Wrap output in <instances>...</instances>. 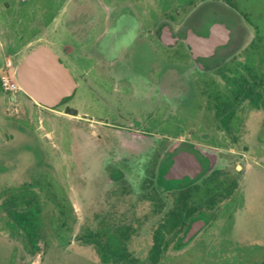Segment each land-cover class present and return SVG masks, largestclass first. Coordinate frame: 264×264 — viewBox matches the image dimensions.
<instances>
[{
	"label": "flooded vegetation",
	"instance_id": "flooded-vegetation-1",
	"mask_svg": "<svg viewBox=\"0 0 264 264\" xmlns=\"http://www.w3.org/2000/svg\"><path fill=\"white\" fill-rule=\"evenodd\" d=\"M11 2L0 3V98L66 121L80 182L99 192L85 202L98 207L85 238L96 233L102 244H122L128 260L144 264L247 261L245 237H234L230 217L264 173V141L254 130L264 124L256 122L264 114L263 69L232 71L228 66L241 65L227 63L231 56L212 63L216 52L194 54L189 31L207 37L211 26L201 34L186 21L175 25L166 12L152 14L149 0ZM39 45L76 84L55 107L20 87L3 88L6 75L18 84L17 68ZM184 153L196 162L169 176ZM136 234L143 238L138 251Z\"/></svg>",
	"mask_w": 264,
	"mask_h": 264
},
{
	"label": "rangeland",
	"instance_id": "rangeland-1",
	"mask_svg": "<svg viewBox=\"0 0 264 264\" xmlns=\"http://www.w3.org/2000/svg\"><path fill=\"white\" fill-rule=\"evenodd\" d=\"M140 1L143 0H135L136 3ZM149 1L152 14L160 16V12H166L173 24L186 21L201 34L215 22L225 24L230 31V43L219 47L210 62H220L231 56L227 63L241 65L228 66L232 71L242 65L264 71V0ZM2 2L13 4L11 0ZM242 14L247 15L249 23ZM254 27L259 30L258 34ZM9 74L14 77L13 72ZM53 118L30 104L13 106L0 98V203L6 195L30 191L25 186L31 184V191L39 195L41 202L45 237L39 244L40 251L31 255L22 237L11 234L5 213L0 209V264H103L96 247L81 239L86 231L95 227L93 216L98 208L93 199L87 206L85 202L90 194L99 192L91 181L81 184L79 151L70 153L66 121ZM253 121L249 118L248 127L255 126ZM256 122H264V114H260ZM256 127L255 132L264 141V124L262 129ZM236 153L244 152L237 149ZM258 161L264 164L261 157ZM239 164L238 160L231 163V173L236 174L234 166ZM260 174L258 180L248 186L247 205L230 217L234 237H245L247 252L251 254L241 264L264 263V173ZM59 226L62 228L60 234L55 233ZM142 244L143 238L136 234L132 249L138 251Z\"/></svg>",
	"mask_w": 264,
	"mask_h": 264
},
{
	"label": "water",
	"instance_id": "water-1",
	"mask_svg": "<svg viewBox=\"0 0 264 264\" xmlns=\"http://www.w3.org/2000/svg\"><path fill=\"white\" fill-rule=\"evenodd\" d=\"M229 41L230 31L220 22L211 25L207 37L189 31L186 40L194 54L203 52V55L208 56L214 55L217 48L227 46ZM16 77L23 92L36 103L47 107H55L70 96L76 87L70 71L45 45H39L27 53L17 68ZM192 162H196L194 157L187 153L176 157L168 175L182 173V169L189 167Z\"/></svg>",
	"mask_w": 264,
	"mask_h": 264
},
{
	"label": "trees",
	"instance_id": "trees-1",
	"mask_svg": "<svg viewBox=\"0 0 264 264\" xmlns=\"http://www.w3.org/2000/svg\"><path fill=\"white\" fill-rule=\"evenodd\" d=\"M231 8H235L230 4ZM247 23L250 19L247 15H241ZM255 33L259 30L254 27ZM30 191L20 193L16 196H7L0 203V209H3L7 219L6 226L11 234H18L22 237L25 247L31 255L40 251L39 244L45 240L43 236L44 220L42 218V206L39 195L31 191L32 185L28 184ZM58 205V204H57ZM62 228L59 226L55 233H59ZM60 234V233H59ZM82 241L91 243L96 247L103 264H144L137 261L128 260V254L125 253L123 245L112 246V244H102L98 240V235L92 233L88 238L82 237ZM156 264V263H152ZM264 264V263H262Z\"/></svg>",
	"mask_w": 264,
	"mask_h": 264
},
{
	"label": "built area",
	"instance_id": "built-area-1",
	"mask_svg": "<svg viewBox=\"0 0 264 264\" xmlns=\"http://www.w3.org/2000/svg\"><path fill=\"white\" fill-rule=\"evenodd\" d=\"M2 84H3V88L5 89V90H12V89H17L19 86H18V84H17V82H15V81H11V80H9L8 78H6V77H3L2 78Z\"/></svg>",
	"mask_w": 264,
	"mask_h": 264
}]
</instances>
